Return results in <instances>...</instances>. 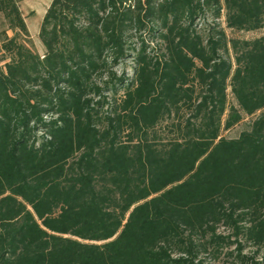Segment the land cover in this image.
I'll list each match as a JSON object with an SVG mask.
<instances>
[{
	"label": "trees",
	"instance_id": "trees-1",
	"mask_svg": "<svg viewBox=\"0 0 264 264\" xmlns=\"http://www.w3.org/2000/svg\"><path fill=\"white\" fill-rule=\"evenodd\" d=\"M21 1L0 0V264H202L231 245L228 264H264V35L229 40L231 62L223 31L195 28L222 9L264 27V0H51L42 55Z\"/></svg>",
	"mask_w": 264,
	"mask_h": 264
},
{
	"label": "rangeland",
	"instance_id": "rangeland-1",
	"mask_svg": "<svg viewBox=\"0 0 264 264\" xmlns=\"http://www.w3.org/2000/svg\"><path fill=\"white\" fill-rule=\"evenodd\" d=\"M51 0H24L21 1L19 4V7L21 9V12L23 16H25V22L30 34V40L28 42V45L32 48L33 51L37 52L38 54L42 55L44 53V47L42 46L40 39L38 37V31L39 26L41 23V19L43 17V9L49 5ZM224 10H221V14L218 18H215L214 15L210 10H207L205 15L200 16L195 21V28L197 31H199L202 34V37L205 39L207 35L210 33V27H213L215 30L223 31L225 35V40L227 42V48L228 49H221L220 53L221 55L226 58L230 59L231 62L234 61V50L230 46L229 40L231 39H239V40H250L257 37H260L264 35V27H261L256 30H233L226 26L225 23V14ZM1 22V17H0ZM1 28V26H0ZM8 34L11 35V32L8 31ZM131 53V52H130ZM132 54L130 56H127L124 58L117 66L113 68L114 71L118 75L125 74V76L131 78L132 76V66H133V59ZM102 80L99 81H103ZM227 103L228 105H236L235 99L233 98V95L231 94L230 87L227 88ZM123 92V88L119 87L117 91V95L121 94ZM111 89L104 90V94L110 96L112 94ZM108 108V105H104L102 110L105 111ZM257 112L254 115L251 116H244L243 119L234 125L232 128L228 130L221 131V135H223L226 138H235L239 135V133L245 129H248L249 124L251 121L258 115ZM181 116H188L187 111H180ZM184 117V118H185ZM176 117H167L163 121H161L156 127H155V135L156 140L161 141V143H164L166 140L170 139L174 135L175 128L173 126V122H175ZM219 232L227 233V230L224 226H220L218 228ZM235 246L231 245L229 247H220L219 253L215 254V252L212 251V248H207L206 251H200L198 257L202 261V264H228L232 263L235 260ZM254 248L247 247L245 252H250ZM233 252L232 254H230ZM259 255H264L261 252Z\"/></svg>",
	"mask_w": 264,
	"mask_h": 264
},
{
	"label": "crops",
	"instance_id": "crops-1",
	"mask_svg": "<svg viewBox=\"0 0 264 264\" xmlns=\"http://www.w3.org/2000/svg\"><path fill=\"white\" fill-rule=\"evenodd\" d=\"M24 1V0H23ZM21 3V2H20ZM46 8H47V6L42 10L43 11V14H44V12H45V10H46Z\"/></svg>",
	"mask_w": 264,
	"mask_h": 264
}]
</instances>
